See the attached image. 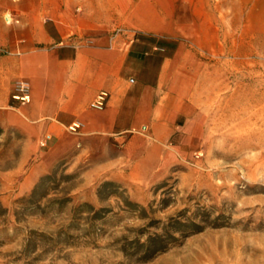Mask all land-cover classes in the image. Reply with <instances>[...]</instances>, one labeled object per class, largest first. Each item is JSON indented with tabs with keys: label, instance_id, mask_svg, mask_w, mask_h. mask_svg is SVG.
I'll return each mask as SVG.
<instances>
[{
	"label": "rangeland",
	"instance_id": "374dc122",
	"mask_svg": "<svg viewBox=\"0 0 264 264\" xmlns=\"http://www.w3.org/2000/svg\"><path fill=\"white\" fill-rule=\"evenodd\" d=\"M42 7L0 0L8 38ZM176 15L215 98L199 151L147 182L109 177L94 156L25 183L39 146L0 104V264H264V0H177Z\"/></svg>",
	"mask_w": 264,
	"mask_h": 264
},
{
	"label": "crops",
	"instance_id": "0c3cea01",
	"mask_svg": "<svg viewBox=\"0 0 264 264\" xmlns=\"http://www.w3.org/2000/svg\"><path fill=\"white\" fill-rule=\"evenodd\" d=\"M176 5L52 0L48 17L39 16L42 7L21 19L17 37L0 24V47L13 49L0 56V104L16 105L17 128L40 151L25 183L94 156L109 177L147 182L199 151L201 105L215 98L209 76L190 62L186 41L197 34ZM19 81L28 83L30 103L12 101ZM101 92L110 98L99 110L92 104Z\"/></svg>",
	"mask_w": 264,
	"mask_h": 264
},
{
	"label": "built area",
	"instance_id": "2783aa9c",
	"mask_svg": "<svg viewBox=\"0 0 264 264\" xmlns=\"http://www.w3.org/2000/svg\"><path fill=\"white\" fill-rule=\"evenodd\" d=\"M15 88V94L12 96V99L21 104L30 103L31 96L28 83L25 81H19ZM109 98L110 96L107 92H101L94 100L92 107L99 110L104 109L108 104ZM80 128L81 125L76 123L69 127V130L72 133H77Z\"/></svg>",
	"mask_w": 264,
	"mask_h": 264
},
{
	"label": "bare ground",
	"instance_id": "6f19581e",
	"mask_svg": "<svg viewBox=\"0 0 264 264\" xmlns=\"http://www.w3.org/2000/svg\"><path fill=\"white\" fill-rule=\"evenodd\" d=\"M8 19V18H7ZM8 21H10L9 19H8Z\"/></svg>",
	"mask_w": 264,
	"mask_h": 264
}]
</instances>
